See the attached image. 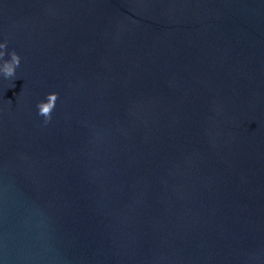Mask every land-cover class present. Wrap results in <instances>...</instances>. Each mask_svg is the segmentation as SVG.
Returning a JSON list of instances; mask_svg holds the SVG:
<instances>
[{
  "label": "water",
  "instance_id": "obj_1",
  "mask_svg": "<svg viewBox=\"0 0 264 264\" xmlns=\"http://www.w3.org/2000/svg\"><path fill=\"white\" fill-rule=\"evenodd\" d=\"M0 264H264V0H0Z\"/></svg>",
  "mask_w": 264,
  "mask_h": 264
}]
</instances>
